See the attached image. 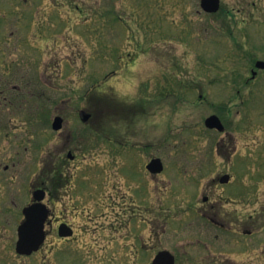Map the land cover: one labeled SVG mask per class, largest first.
<instances>
[{"label":"rangeland","instance_id":"rangeland-1","mask_svg":"<svg viewBox=\"0 0 264 264\" xmlns=\"http://www.w3.org/2000/svg\"><path fill=\"white\" fill-rule=\"evenodd\" d=\"M221 1L207 14L201 0H46L40 39L24 23L26 0H0V89H18L12 102L0 96V264H14L42 168L71 149L80 159L67 169L79 180L55 213L68 208L73 224H84L73 207L93 191L84 197L96 205H82L87 199L79 212L101 215L94 226L107 197V264H151L164 249L177 264H264V71L251 79L264 59V0ZM98 95L127 110L109 106L92 120L113 143L95 140L81 152L79 113ZM212 114L225 133L205 127ZM56 115L61 132L51 126ZM154 157L165 165L158 176L146 170ZM249 214L252 236L241 226ZM140 247L134 260L124 255Z\"/></svg>","mask_w":264,"mask_h":264},{"label":"flooded vegetation","instance_id":"flooded-vegetation-1","mask_svg":"<svg viewBox=\"0 0 264 264\" xmlns=\"http://www.w3.org/2000/svg\"><path fill=\"white\" fill-rule=\"evenodd\" d=\"M26 3L29 5H27L26 11L22 14V16H24V23L28 28L33 27L36 35L42 39L41 33L45 20L42 7L46 3V0H31L29 2L26 0ZM12 63L13 62L6 64L5 66L11 67ZM17 90L18 89H12L11 93L5 94V92H9V89H0V96L3 97L2 101H14V93ZM86 180H88L90 183V180L94 179L93 177H87ZM39 187L45 190V202L50 207V215L45 226L46 235L44 245H42L37 252H34L31 255L18 254L15 246L11 250V253L14 254V264H20V262L25 261L27 262L26 264H33L36 261L39 262V264H107V212L104 215V225L95 226V224H93L95 226L94 229H89V226H91L90 222H95L101 216L92 213L84 214V208H87V211H89L90 209L88 206L91 203H95L96 205L94 198H85L84 196H94V192L91 191L89 193L83 194L81 196L82 199H78L76 201L77 203L73 207L72 216H78L79 214H82L85 223L75 227L72 220H70L69 215L66 214L68 208H65L64 211H60L59 215L55 213L57 211L54 207L56 202L64 198L62 195L63 193L68 194L69 192L63 188V178L60 175L58 169L54 168L53 166H44L41 171V181L39 183ZM105 190L107 193V189ZM77 191L79 192L80 189ZM106 195L107 194H105V196ZM105 200L107 201V197ZM84 201H86V203L82 205L88 206H84L82 211L79 212L80 206H82L80 204ZM106 201L104 206L107 208ZM216 214L220 215V213ZM253 219L254 215L252 214H249L248 217H245V220H247L248 224L247 226L253 228L248 229L246 228L247 226L241 225L243 227L242 232L244 234L252 236L257 232L255 229L257 222ZM210 221L221 229H224V226L230 225L223 219H210ZM62 225L72 229H67L68 232H71L70 236L61 235L60 227ZM263 226L264 223L260 225L262 229ZM231 231L234 233H239V230H236L234 227L231 228ZM262 246H264V243ZM118 263L123 264L125 263V260L118 261Z\"/></svg>","mask_w":264,"mask_h":264},{"label":"water","instance_id":"water-1","mask_svg":"<svg viewBox=\"0 0 264 264\" xmlns=\"http://www.w3.org/2000/svg\"><path fill=\"white\" fill-rule=\"evenodd\" d=\"M202 7L207 12H217L220 9V0H202ZM259 68H264V62H259L257 64ZM88 115L84 117V120H87ZM63 119L61 117H56L53 123V128L59 130L62 128ZM206 125L209 128H216L219 131L224 130V126L221 120L216 116L212 115L206 120ZM148 168L153 173H160L163 170V164L160 159H154ZM229 181V176H224L221 179L222 183H227ZM35 198L37 200L43 199V194L41 191L35 192ZM26 214V221L19 227V237L18 242V251L23 254H29L33 250L37 249L38 246L43 241V226L45 219L47 217V211L45 206L42 204H34L30 207H27L24 210ZM153 264H175L174 257L164 251L160 252Z\"/></svg>","mask_w":264,"mask_h":264},{"label":"trees","instance_id":"trees-1","mask_svg":"<svg viewBox=\"0 0 264 264\" xmlns=\"http://www.w3.org/2000/svg\"><path fill=\"white\" fill-rule=\"evenodd\" d=\"M93 98V99H92ZM89 102L91 103V114H92V118L94 119H98L102 116L103 114V119L106 117L107 115V99L102 97H90ZM100 116V117H99ZM100 129V128H99ZM98 134H101L102 132H100L99 130H97ZM109 133V132H107Z\"/></svg>","mask_w":264,"mask_h":264}]
</instances>
